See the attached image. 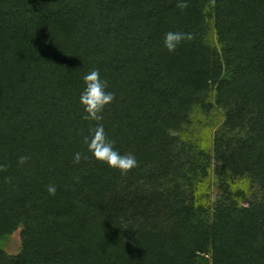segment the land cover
I'll list each match as a JSON object with an SVG mask.
<instances>
[{"label": "trees", "instance_id": "trees-1", "mask_svg": "<svg viewBox=\"0 0 264 264\" xmlns=\"http://www.w3.org/2000/svg\"><path fill=\"white\" fill-rule=\"evenodd\" d=\"M200 112L225 118L204 148L182 137ZM97 125L134 168L92 156ZM246 177L255 218L220 204ZM0 264H264V0H0Z\"/></svg>", "mask_w": 264, "mask_h": 264}, {"label": "clouds", "instance_id": "clouds-1", "mask_svg": "<svg viewBox=\"0 0 264 264\" xmlns=\"http://www.w3.org/2000/svg\"><path fill=\"white\" fill-rule=\"evenodd\" d=\"M185 39V34L182 32L169 31L164 37V46L169 52L175 51L177 46ZM83 89L80 93L79 100L84 106V111L87 113L85 119L100 120L98 115L103 107L111 102L114 94L107 89V81L102 79L98 69H93L83 76ZM88 144V150L92 156L110 168H116L122 172H126L134 168L137 164L136 158L133 155H121L114 147L113 142L106 139L103 125H97L92 137L85 138ZM80 153H76L75 161L79 162ZM23 159V158H21ZM55 186H49L48 192L55 194Z\"/></svg>", "mask_w": 264, "mask_h": 264}, {"label": "rangeland", "instance_id": "rangeland-1", "mask_svg": "<svg viewBox=\"0 0 264 264\" xmlns=\"http://www.w3.org/2000/svg\"><path fill=\"white\" fill-rule=\"evenodd\" d=\"M192 118L194 125H191L182 137L187 142L198 143L200 148H204L206 145L210 146V142H212L210 140L226 130L224 125L225 118L217 113L205 115L200 112L195 113ZM230 189L225 192L224 196L226 197L220 204L237 206L240 208L242 215L255 218L257 213L256 201L259 196L257 187L246 177L237 179ZM196 190L202 195L201 200L206 203L214 201L220 194L216 186L209 184L208 181H201ZM4 245L9 254H16L20 249V229L15 230L7 238Z\"/></svg>", "mask_w": 264, "mask_h": 264}]
</instances>
